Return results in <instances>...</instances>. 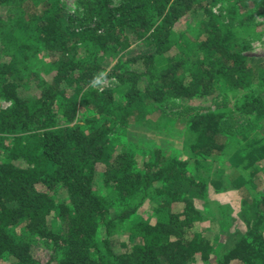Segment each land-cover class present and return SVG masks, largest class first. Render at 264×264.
<instances>
[{
    "label": "trees",
    "instance_id": "obj_1",
    "mask_svg": "<svg viewBox=\"0 0 264 264\" xmlns=\"http://www.w3.org/2000/svg\"><path fill=\"white\" fill-rule=\"evenodd\" d=\"M77 7L91 26L66 25L60 0H0V264H264V184L251 180L264 174V58L237 44L257 37L249 14L264 31V0ZM165 104L190 117L187 158L117 148L132 121L157 116L164 133ZM216 163L220 179L198 173ZM241 188L254 193L236 215L210 204V189Z\"/></svg>",
    "mask_w": 264,
    "mask_h": 264
},
{
    "label": "rangeland",
    "instance_id": "obj_2",
    "mask_svg": "<svg viewBox=\"0 0 264 264\" xmlns=\"http://www.w3.org/2000/svg\"><path fill=\"white\" fill-rule=\"evenodd\" d=\"M60 2L61 7L64 10V15L67 19L66 25L68 24V26H70V28L72 27L73 29L91 26L85 20H83L81 14H79L80 10L77 7V0H60ZM115 4H117L116 1H114V4L112 5L114 6ZM71 18L73 19V21H71ZM244 22L256 25L255 31L258 33L257 37H253L252 33L250 32L244 36H240L237 38V44L239 46L240 52L247 57L264 58V31L262 32L263 29L259 26L262 25V19L256 14L252 13L246 16ZM36 58L42 62L47 61L42 53L38 54ZM112 85V81L104 79L99 81L98 83H94L92 86H90V88L96 91H101L108 87H111ZM172 105L173 104H165L160 107V111L164 114V116L171 118L172 120V124L167 126V130L164 133H157L152 128L153 122L156 120L157 116H148V118L142 125H137L136 122L132 121L127 127L126 133L117 141V148L125 147L127 151H130L133 154L135 152L137 156H142V154L146 150L152 148H161L167 152L173 151L175 154L179 153L178 155L180 157L187 158L185 144H188V142L185 141V135L183 131L190 125L191 120L189 116H178L181 108L176 107L177 105ZM191 105L197 107L196 109L198 110V112H205L208 109L207 107L211 104L209 102L201 100L194 104L191 103ZM7 107L8 104L0 99V109H5ZM213 108L214 107H209L208 110L213 111ZM175 118H177V120ZM248 163V160L243 159L240 162L238 168L242 171ZM18 164L21 165L20 162H18ZM221 167L222 166L220 165L217 166V163L214 164L213 168L199 166L198 173H200L202 176H207V178H210V176H216L218 178L219 175L217 174L222 171ZM247 170H250V168L248 167ZM247 170L245 171V173L248 175L249 172H247ZM254 175L257 178H254ZM251 177V180L254 181L255 185H257V188L255 189V191L257 192L264 184V174L262 172H256V174H252ZM218 179H220V177ZM253 193V189L245 188H241L240 191L230 189L218 193L210 189L208 191V198L210 204L215 203L218 205L227 206L228 208L233 209V214L236 215V213H238L241 208H246V206L243 204L244 202L242 198L249 201ZM63 197L64 194L60 193L55 199L57 202H59L63 199ZM247 201L245 202V204L247 203ZM242 227L243 225L241 224V222L237 220L236 228L242 230ZM203 230L211 237H216L218 234L217 227L215 225H210L208 222H205L203 224ZM104 237V232L99 231L97 234V238L101 239ZM112 238L121 239L125 244H128V241L125 240V234H123V230H121L118 234H113ZM221 240V243H224L225 239L222 238Z\"/></svg>",
    "mask_w": 264,
    "mask_h": 264
}]
</instances>
